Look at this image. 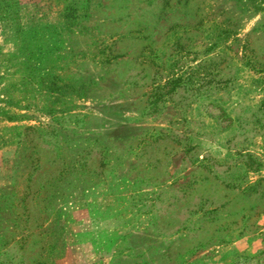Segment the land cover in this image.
Wrapping results in <instances>:
<instances>
[{"label": "rangeland", "instance_id": "374dc122", "mask_svg": "<svg viewBox=\"0 0 264 264\" xmlns=\"http://www.w3.org/2000/svg\"><path fill=\"white\" fill-rule=\"evenodd\" d=\"M260 4L0 0V264H264Z\"/></svg>", "mask_w": 264, "mask_h": 264}, {"label": "trees", "instance_id": "16d2710c", "mask_svg": "<svg viewBox=\"0 0 264 264\" xmlns=\"http://www.w3.org/2000/svg\"><path fill=\"white\" fill-rule=\"evenodd\" d=\"M259 2L261 3L260 4L261 8L264 9V0H259ZM33 69L34 68L31 66V64H25L24 68H23L24 76L31 78L32 77L31 71ZM22 84H24V83H22ZM27 85H29V84H27ZM37 86L40 87V89H42L46 94H49V96L52 95L53 92H57V91H55L56 88H58V89L60 88L58 86H55V84H53L52 82L45 83L43 80H42V82H38ZM57 93L59 94V92H57ZM17 108L21 109L19 107H17ZM49 111H52V110H49ZM19 116L20 115L17 114L16 112H11V113L5 112V117L7 120H14V119L18 118Z\"/></svg>", "mask_w": 264, "mask_h": 264}]
</instances>
